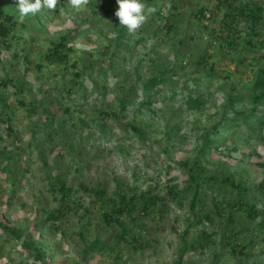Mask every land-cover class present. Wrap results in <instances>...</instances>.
<instances>
[{
  "label": "rangeland",
  "instance_id": "374dc122",
  "mask_svg": "<svg viewBox=\"0 0 264 264\" xmlns=\"http://www.w3.org/2000/svg\"><path fill=\"white\" fill-rule=\"evenodd\" d=\"M1 1L16 20V37L0 46V96H5V104L0 102V222L23 234L16 239L0 227V264L33 262L34 253L21 245L26 234L42 252V263L33 264H237L238 260L264 264L258 226L264 224V193L256 188L264 178V125L253 134L233 132L231 127L221 130L199 154L206 146L199 137L202 127L220 119L225 92L250 74V51L222 47L209 32H220L225 8L216 9L217 0H144L156 12L129 34L114 15L116 0H88L78 12L70 0H58L54 11L42 10L23 19L18 0ZM200 5L208 9L197 20L194 13ZM119 27L124 29L121 34ZM70 32L66 44L73 51L68 63H48L44 55L51 42ZM201 52L212 55L216 70H228L233 76L212 79L200 110H184L180 103L184 94L178 88L173 94L168 84L143 93L141 84L147 77L170 63L181 74L182 61ZM239 57L244 65L236 67ZM149 97L159 109L137 111ZM131 98L132 103L120 110V100ZM131 124L142 127L141 137ZM198 155L210 181L200 189L201 200L191 210L190 193L179 202L167 189L172 183L185 184L182 163L190 167ZM226 174L247 191L244 198L255 201L259 210L256 219L233 212L235 228H249L232 241L244 254H232L223 236L229 227L223 224L227 201L239 195L219 180ZM55 178L70 188L65 201ZM98 189L107 198L118 191L147 192L163 197L164 205L135 222L139 242L133 245L131 234L119 238L120 228L104 222ZM59 209L55 226L46 223L48 213ZM203 214L210 218L202 219ZM123 220L132 225V220ZM92 244L95 250L89 249Z\"/></svg>",
  "mask_w": 264,
  "mask_h": 264
},
{
  "label": "trees",
  "instance_id": "16d2710c",
  "mask_svg": "<svg viewBox=\"0 0 264 264\" xmlns=\"http://www.w3.org/2000/svg\"><path fill=\"white\" fill-rule=\"evenodd\" d=\"M171 4L170 7L175 6ZM173 5V6H172ZM225 8V12L220 19V32L217 33L214 30H210L211 35L214 40L221 42L220 45L231 50H249L251 53L252 62L250 64V74L245 78V80H238V82H233L234 85L230 86L225 92V98L221 105V116L220 119L210 125L209 127H202V133L200 138L204 140L205 147L200 148L199 154H204L208 149L209 145L215 142V135L221 130H227L230 127L233 128V132L249 131L250 134L255 133V131L264 125V51L263 49V38L264 35L260 37L262 29H264V1L261 0H217V5L215 8ZM207 6L200 5L197 12L194 13L197 20H201L206 13ZM171 15H174L173 13ZM166 24V21L164 22ZM163 24V26H165ZM242 24V27H241ZM16 20L12 14L4 10L2 1L0 0V46L3 43L8 44L10 38L16 37L13 34V29L16 27ZM205 26V25H204ZM170 28V25L168 26ZM77 27L72 29V32L77 31ZM124 31L123 28L119 27L120 34ZM72 34L67 33L58 40L52 41L51 45L48 47L47 53L44 55V59L48 63L59 62L66 64L69 61V57L73 49L66 44L67 40L71 38ZM193 34L190 38H194ZM117 45L120 46V41H117ZM119 49V47H117ZM127 49V47H126ZM185 53L181 52L180 55ZM212 55L210 53L204 52L198 54V56H192L186 58V61L181 63V74L175 70L172 66L173 64H168V67L161 70L155 76L147 77L146 80L141 84V90L143 93H150L151 91H156L161 85H169L171 92L176 93V88L180 90L182 95L180 103L184 110H200L205 105V96L207 92V87L212 82V79L223 78L224 80L230 79L233 75L228 70L218 71L215 69V62L210 60ZM243 58H236V67L239 65H244L242 61ZM153 61V60H152ZM156 64V63H155ZM38 68L41 64L37 65ZM92 80H94L92 78ZM76 81V80H75ZM200 85H204L203 87ZM1 104H5V96H0ZM132 103V98L130 100L121 99L120 100V110L124 109L127 103ZM155 102L151 98L145 99L140 102L136 110L138 111L140 107L144 108V111L155 112L159 109L154 105ZM248 103L249 107H239L238 104ZM34 107L29 111H33ZM171 112L174 111V107L170 106ZM3 111V110H2ZM105 114H115L114 112L104 111ZM131 129L137 136L141 137L143 135L142 127L139 128L135 124L130 125ZM261 129H259V132ZM258 132V133H259ZM219 146H215L218 149ZM228 151H232L228 149ZM224 155V153L221 151ZM200 155L195 158L192 165L187 167L185 163H182L183 168L186 169L184 185L179 187L177 184H169L167 192L172 198H175L179 202L182 197L188 193L191 194L190 197V209L194 210L196 203L201 200L200 189L202 186L207 185L210 177H204V166L200 161ZM213 177V176H211ZM219 177V176H217ZM219 179L224 185L234 188L235 191L239 193L235 200L227 201L229 206V211H226V221L223 223L225 228L227 227L226 233L223 236L228 240L227 244L230 246V251L232 254L241 253L244 251L241 247L237 250V245L233 246L232 241L236 235L240 233H245L249 230L248 227L235 228V217L234 210L242 213L247 218L256 219L258 215V209L256 208L255 201L244 198V192L239 183L235 181L233 176L226 174ZM56 187L58 191L61 192V200L65 201L68 199L70 194V188L65 185V182L60 178H55ZM260 193H264V178L261 179L260 183L256 186ZM97 199L102 201V212L101 215L104 222L108 225L116 224L120 230L117 233L119 238H125V235L131 234V241L133 245L139 242V239L134 235L135 222L141 219V215H146L150 210H154V207L158 204L164 205L163 197L157 195L147 194V192L128 193L125 191H118L114 196L107 198L105 191L98 189L96 192ZM162 200V201H161ZM214 205L217 202L214 201ZM197 210V209H196ZM195 210V212H197ZM61 210L52 211L46 216L45 222L49 225L55 226L58 218L60 217ZM197 221H200L198 214H195ZM202 219L210 218L208 214L201 215ZM132 220V225L127 226L123 220ZM230 225L232 227H230ZM234 226V227H233ZM259 232L262 234L261 239L264 242V224L259 223ZM0 227L4 232L13 235L16 239H20L23 232L15 227L4 224L0 222ZM237 229V230H236ZM21 245L28 251L33 252L32 260L33 263H42L41 248L35 244L34 239L31 235L26 234L22 239ZM101 247L103 244L100 245ZM99 246V247H100ZM193 248V243L190 244ZM96 245L92 244L89 249H96ZM237 264H245L238 260Z\"/></svg>",
  "mask_w": 264,
  "mask_h": 264
},
{
  "label": "clouds",
  "instance_id": "9594fccd",
  "mask_svg": "<svg viewBox=\"0 0 264 264\" xmlns=\"http://www.w3.org/2000/svg\"><path fill=\"white\" fill-rule=\"evenodd\" d=\"M58 0H18L17 10L21 19L42 10L54 11ZM88 0H70V7L80 11L86 6ZM118 7L114 15L119 25L126 28L129 34H134L156 12L155 7L147 6L144 0H116Z\"/></svg>",
  "mask_w": 264,
  "mask_h": 264
}]
</instances>
